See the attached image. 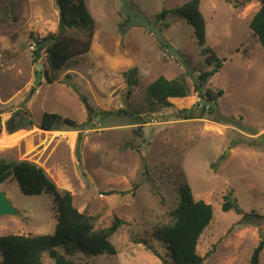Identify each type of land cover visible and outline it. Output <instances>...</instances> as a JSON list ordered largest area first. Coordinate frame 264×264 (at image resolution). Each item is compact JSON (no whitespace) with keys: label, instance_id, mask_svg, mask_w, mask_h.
I'll return each mask as SVG.
<instances>
[{"label":"rangeland","instance_id":"obj_1","mask_svg":"<svg viewBox=\"0 0 264 264\" xmlns=\"http://www.w3.org/2000/svg\"><path fill=\"white\" fill-rule=\"evenodd\" d=\"M86 1L96 20L91 49L50 71L49 81L46 59L35 53L29 35L58 32L57 1L0 0V121L19 110L16 124L33 122L13 134L4 128L0 158L42 167L59 190L72 192L97 228L117 217L125 220L111 237L116 255H66L60 249L73 264H166L168 250L153 231L172 222L183 182L191 185L195 199L215 209L197 245L200 264H250L264 239V48L249 27L259 1L235 8V0H201L207 21L203 47L225 59L207 84L224 93L209 102L211 110L206 108L202 118L185 116L194 107L200 115L193 83L212 67L193 25L176 11L190 0ZM39 65L43 74L35 86ZM133 67L137 84L129 96L124 73ZM183 74L191 88L186 98L160 106L147 97V86L159 76ZM45 112L85 128L58 123V130L45 131L39 127ZM0 189L17 209L0 215V236L54 232L51 194H24L12 176ZM231 190L240 210L223 212V196ZM246 215L252 216L250 224ZM45 257V264H55ZM259 264H264V248Z\"/></svg>","mask_w":264,"mask_h":264},{"label":"trees","instance_id":"obj_2","mask_svg":"<svg viewBox=\"0 0 264 264\" xmlns=\"http://www.w3.org/2000/svg\"><path fill=\"white\" fill-rule=\"evenodd\" d=\"M56 1L60 9L58 32L49 33L46 36H39L33 32L29 35V43L34 46L35 53L40 58L44 56L46 59L47 68L44 73L49 81H52L49 76L50 71H59L72 58L90 51L96 31V20L92 16L86 0ZM235 1L234 7L241 8L253 0ZM257 1L260 3V8L252 16L249 27L264 48V0ZM176 11L193 25L197 43L202 47L205 46L207 21L201 11V0H190L177 8ZM166 13L167 11H163L158 16L161 18ZM202 52L206 56L205 62L212 67L200 71L194 80L193 89L201 98L197 105L200 104L202 107L199 116L194 113L195 107L185 110V116L188 118H202L209 102L217 101L224 93L223 90L216 91L207 84L210 78L223 66L225 59H220L209 47H203ZM137 74V67L128 69L124 73L130 86L129 96L133 86L137 84ZM146 91L147 97L151 101L154 100L160 106H169L170 98H186L190 95L191 88L184 74L174 79H168L161 75L147 86ZM209 109L211 110V108ZM18 112L19 110L14 111L5 123L2 122L0 135L4 128L7 134H13L20 129L33 127V122L30 119H26L28 122L19 119L16 124L15 119ZM25 116V118L29 117L27 113ZM58 123H64L76 130L85 128V124H78L71 118L50 112L43 114L39 127L45 131H54L58 130L56 128ZM10 176L17 180L19 188L24 194L49 193L53 196L57 224L52 234L0 236L1 264H45V255L56 259L62 256L60 249H63L66 255L81 253L87 256L102 254L113 256L117 254L111 237L125 224L124 219L117 217L110 226L97 228L94 217L78 208L71 191L59 190L56 183L49 178L42 167L29 161L21 160L13 163L0 158V185ZM110 193H114V190ZM237 201L232 190L227 192L223 196L222 211L228 212L232 209L239 211ZM214 212L215 209L211 203L195 199L189 183L180 184L179 202L171 211L172 222L157 225L153 231V236L162 242L168 250L170 260L165 261L166 264H197L202 259L198 254L197 245L201 235L212 222ZM250 217L252 216L243 217L247 224H250ZM260 218L264 219V216L262 215ZM143 243L154 254H157L146 240ZM263 248L264 239L261 238L253 251L250 264H259ZM211 252L212 250L209 253Z\"/></svg>","mask_w":264,"mask_h":264},{"label":"water","instance_id":"obj_3","mask_svg":"<svg viewBox=\"0 0 264 264\" xmlns=\"http://www.w3.org/2000/svg\"><path fill=\"white\" fill-rule=\"evenodd\" d=\"M40 69L36 72L35 82L34 85H38L40 80L42 79V67L43 65H39ZM17 209L12 205L11 201L7 197V193L5 191H0V215H9V214H16ZM201 260L197 262L200 264ZM55 264H73L72 262L65 259L62 255L55 259Z\"/></svg>","mask_w":264,"mask_h":264},{"label":"built area","instance_id":"obj_4","mask_svg":"<svg viewBox=\"0 0 264 264\" xmlns=\"http://www.w3.org/2000/svg\"><path fill=\"white\" fill-rule=\"evenodd\" d=\"M34 46H32V48H33ZM1 44H0V57H1ZM209 107V105H207V108ZM1 124H2V121H0V126H1Z\"/></svg>","mask_w":264,"mask_h":264},{"label":"crops","instance_id":"obj_5","mask_svg":"<svg viewBox=\"0 0 264 264\" xmlns=\"http://www.w3.org/2000/svg\"><path fill=\"white\" fill-rule=\"evenodd\" d=\"M5 140H7V138L5 139ZM8 140H10V139H8ZM13 139H11L10 141H12ZM1 190V189H0Z\"/></svg>","mask_w":264,"mask_h":264}]
</instances>
